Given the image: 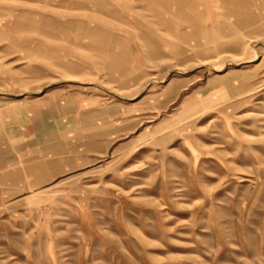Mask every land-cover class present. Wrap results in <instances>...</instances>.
I'll return each mask as SVG.
<instances>
[{"label": "rangeland", "instance_id": "obj_1", "mask_svg": "<svg viewBox=\"0 0 264 264\" xmlns=\"http://www.w3.org/2000/svg\"><path fill=\"white\" fill-rule=\"evenodd\" d=\"M0 264H264V0H0Z\"/></svg>", "mask_w": 264, "mask_h": 264}]
</instances>
